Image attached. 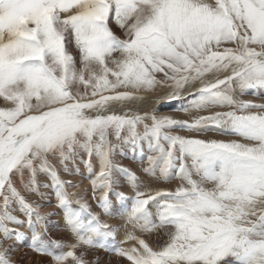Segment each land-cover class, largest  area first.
Here are the masks:
<instances>
[{"label":"snow or ice","instance_id":"obj_1","mask_svg":"<svg viewBox=\"0 0 264 264\" xmlns=\"http://www.w3.org/2000/svg\"><path fill=\"white\" fill-rule=\"evenodd\" d=\"M157 88L186 101L174 111L230 110L190 122L131 110ZM248 92L264 93V0H0V264H17L18 245L49 264H90L89 250L130 264H264V103L238 99ZM208 131L236 139L198 138ZM124 146L138 162L146 149L147 175L180 183L145 185L114 162ZM51 158L70 176L84 165L90 199L68 192L78 185Z\"/></svg>","mask_w":264,"mask_h":264},{"label":"rangeland","instance_id":"obj_2","mask_svg":"<svg viewBox=\"0 0 264 264\" xmlns=\"http://www.w3.org/2000/svg\"><path fill=\"white\" fill-rule=\"evenodd\" d=\"M113 25H114V29L116 31H118L119 30L118 26L114 22H113ZM70 51H72L74 55L76 54V50H75L74 46H70ZM77 61H78V56H77ZM156 90L157 91H150L148 93H150V94L152 93L151 95H155L157 97L160 96V95H163V94H161V92H162L161 90H164V89L158 88ZM143 94H147V93H142L141 95H143ZM238 99H240L242 101H249V102L260 104V103H264V93H261L259 95H253L252 92H248V93H246L244 95L238 96ZM149 101H153V100H149ZM177 108H175V109H177ZM149 110H152V109H149ZM228 110H230V109H227V108H212V109H208L206 111H201V112L192 111V112L185 113V112L176 111L177 112V116L175 115L174 119H177V120H188L190 122L193 118L198 117V116H207V115H210V114H212L213 112H216V111H228ZM139 113L143 114V112H139ZM138 130L142 131V128L138 129ZM175 134L184 135V136L197 135L195 133H188L186 131L179 130V129L176 130ZM198 138H201V139H222V140L236 139L235 137L222 136V135L218 134L215 131H208V132L200 133ZM110 139L114 143L116 142L115 141V137H110ZM123 150H124V155L121 156V155H119V153H117L113 157L114 162L116 164L122 166V167L129 168L138 177L141 178L142 182L145 185H151V187H153V188L174 190L175 186H177L180 183V181L175 178L174 174H173V179H171V180H169L167 182L163 181L162 179L159 178V169L156 170V174L154 176L147 175L144 172V169L146 167H148L147 160H146V156H147L148 153H147L146 149H145V160L143 162H138V161H134V160L130 159L132 153L128 150L127 146H124ZM84 158L87 159V157H84ZM52 163L54 164V166H55L58 174L61 176V178L63 177V179H65V181L67 180V181H70V182L78 185L77 188L68 189L69 193L74 192V191H82L85 194V198L86 199H90L91 198L92 192H91L90 180L89 179H85V177L88 175V171L84 167L83 164H81L79 162H77V164H76V167L79 168V171H80L81 175H71L70 176V175H68L66 173H63L60 170V166H59L58 160L56 158L52 159ZM93 164H94V170L98 171V162L93 161ZM69 167H71V165H69ZM37 179L41 183H45V182L50 183V181L45 176H43V174H40V173L37 174ZM41 191H50V190L42 188ZM22 194H24V193L22 192ZM27 199L29 200V202L38 201V197H36L35 195L27 196ZM52 203L55 204L54 197H52ZM43 207L45 208V210H44L45 212L46 211L50 212V211L53 210V208L49 207L47 204H45ZM16 214H18V213H16ZM107 222L110 223V224L113 223L112 220H108ZM55 223H56V221H55V219H53V224H55ZM121 232H123V231H121ZM121 232H120V234H118L119 236H122L121 234H123V233H121ZM49 235H50V237L52 239H61L64 243L65 242L66 243H73L74 242L73 241L74 239L71 240L69 234L61 236L59 234L58 230H56V229H53L49 233ZM138 235H139V233H138ZM119 236L116 237L117 244H119V242H120V240L118 239ZM143 238H145L147 242H150L151 246H153V247H156L158 242L159 243H163V239H164L162 234L158 236L155 233H152V234L145 233V234H143ZM123 246L124 247H128L129 245L125 244ZM77 251H79V249ZM27 257L29 259H27ZM19 258H20L19 259L20 260V264H49V260H50V258H45V257H42L40 254L34 253L30 248H28L26 246H22V248H20ZM97 258H102L103 261L105 262V264H107V261H109V260H111L112 264H130V262L126 261V259L121 258V257H116L114 254H111V253H107L106 254V253L103 252V250H89V252L86 254V259L90 262V264H92V262L95 261Z\"/></svg>","mask_w":264,"mask_h":264},{"label":"bare ground","instance_id":"obj_3","mask_svg":"<svg viewBox=\"0 0 264 264\" xmlns=\"http://www.w3.org/2000/svg\"><path fill=\"white\" fill-rule=\"evenodd\" d=\"M69 14H71V10L69 12ZM111 28L112 30L114 31V33L118 36H120L121 38H123V32L119 29L118 27V31H116L114 29V25L113 23H111ZM82 87V86H81ZM158 89V88H157ZM161 89V88H160ZM153 91H157L156 89L153 90ZM161 94H163L164 90H161ZM152 94V93H151ZM150 93H147V94H143L144 96V100L143 101H140V102H135L133 104L130 105V108L132 111H138V112H144V111H155V114L157 115H170L174 118V116L176 115L177 116V112L174 111L175 108H177L178 106H180L182 103H185L186 101L185 100H180V101H167V100H164V99H158V97L162 96H155V95H151ZM155 94V93H154ZM157 94V93H156ZM149 100H153V101H149ZM5 106H8L6 105V103L3 101V99L1 98L0 99V107H5ZM149 109H152V110H149ZM52 159H50V163L54 166V164L52 163ZM55 167V166H54ZM61 178V176H60ZM62 180H65L63 179V177L61 178ZM67 181V180H66ZM125 189L127 190V194L129 195H133L131 189L125 184L124 185ZM176 187V186H175ZM69 192V191H68ZM88 193V192H87ZM46 207V206H45ZM47 208V207H46ZM45 208L42 207L41 211L42 212H45L44 211ZM47 210V209H46ZM154 210V209H153ZM53 211V210H52ZM47 212V211H46ZM108 221V220H107ZM123 233V232H121ZM120 234V233H119ZM122 236H119V240L121 241L123 239V234H121ZM71 240L74 239V237H72L70 234H69ZM117 236V237H118ZM74 241V240H73ZM66 243V242H65ZM23 245H18L17 246V250L13 253V259L17 261V264H20V258H19V251H20V248H22ZM37 254V253H36ZM30 256V255H29ZM38 258V257H37ZM27 259H29L27 257ZM35 261V260H34Z\"/></svg>","mask_w":264,"mask_h":264}]
</instances>
